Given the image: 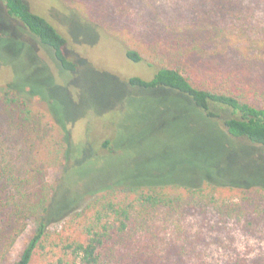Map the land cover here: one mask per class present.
<instances>
[{"label":"trees","instance_id":"1","mask_svg":"<svg viewBox=\"0 0 264 264\" xmlns=\"http://www.w3.org/2000/svg\"><path fill=\"white\" fill-rule=\"evenodd\" d=\"M61 1L120 40L130 61L158 69L152 80L129 79L132 86L187 95L222 125L229 145L239 139L264 152V0ZM0 3L62 70L77 69L67 39L26 0ZM137 14L142 22L133 25ZM0 33V68L12 74L0 84V264L32 219L39 226L13 264H264V255L250 251L253 238L264 242V185L216 183L219 165L206 150L202 155L195 135V155L184 157L195 166L193 182L115 184L83 195L72 189L81 184L67 177L82 163L69 167L71 134L61 105L49 98L52 74L25 41ZM22 61L30 74L20 79ZM35 96L53 116L29 101ZM184 143L181 151L192 148ZM59 168L74 190L71 207L90 200L52 233L46 219L58 184L49 174Z\"/></svg>","mask_w":264,"mask_h":264},{"label":"rangeland","instance_id":"2","mask_svg":"<svg viewBox=\"0 0 264 264\" xmlns=\"http://www.w3.org/2000/svg\"><path fill=\"white\" fill-rule=\"evenodd\" d=\"M26 1L36 14L48 19L67 39L68 57L78 64L75 71L62 70L53 52L31 38L19 23L8 16L0 3V31L25 41L54 79L49 98L61 105L65 128L71 134L73 157L69 167L82 163L81 169H73L67 177L68 184L70 181L81 184L80 188L72 189H79L83 195L115 184L193 182L191 176L195 173V166L184 157L193 152L195 155L194 135L200 140L198 148L202 155L206 150L211 157L208 161L213 166L219 165L216 183L249 186L257 182L264 185V152L261 148L239 139L233 140L234 145H229L222 125L221 128L208 118L187 95L168 89L147 90L132 86L129 79L152 80L158 69L144 62L130 61L126 46L120 40L94 26L61 0ZM141 18L140 14L132 16V24H140ZM20 66L19 77L22 79L30 74V68L26 69L25 61ZM2 68L0 84L12 79L11 72ZM36 90L42 89L37 85ZM29 101L52 114L47 101L38 96L29 98ZM165 127L166 132L162 131ZM107 143L110 144L106 146ZM183 143L192 148L181 151L179 144ZM228 147L232 148L226 156L223 150ZM64 171L65 168L53 169L49 174L50 183L58 184L54 209L46 219L52 233L63 230L72 214L90 200L81 202L78 209L73 207L80 201H75L71 207L68 192L74 190L62 182ZM38 226V220L29 221L6 264L19 259ZM242 245L246 247L245 243ZM250 245L253 256L264 255V242L253 238Z\"/></svg>","mask_w":264,"mask_h":264}]
</instances>
